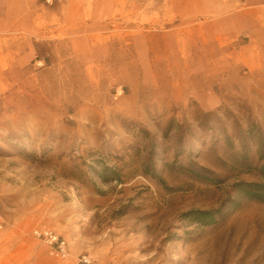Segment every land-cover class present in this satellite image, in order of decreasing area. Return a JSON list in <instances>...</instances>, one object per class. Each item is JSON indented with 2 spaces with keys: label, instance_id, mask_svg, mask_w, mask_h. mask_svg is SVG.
Returning a JSON list of instances; mask_svg holds the SVG:
<instances>
[{
  "label": "rangeland",
  "instance_id": "1",
  "mask_svg": "<svg viewBox=\"0 0 264 264\" xmlns=\"http://www.w3.org/2000/svg\"><path fill=\"white\" fill-rule=\"evenodd\" d=\"M253 183L264 0L0 2V264H264Z\"/></svg>",
  "mask_w": 264,
  "mask_h": 264
},
{
  "label": "built area",
  "instance_id": "2",
  "mask_svg": "<svg viewBox=\"0 0 264 264\" xmlns=\"http://www.w3.org/2000/svg\"><path fill=\"white\" fill-rule=\"evenodd\" d=\"M32 233L46 245L47 251L51 256L59 260L67 258V242L59 233L48 228H35ZM78 264H91L90 257L88 255H81Z\"/></svg>",
  "mask_w": 264,
  "mask_h": 264
},
{
  "label": "trees",
  "instance_id": "3",
  "mask_svg": "<svg viewBox=\"0 0 264 264\" xmlns=\"http://www.w3.org/2000/svg\"><path fill=\"white\" fill-rule=\"evenodd\" d=\"M250 187L246 189V193L251 196V197H257L258 199H264V184L261 183H253L249 185ZM198 216H204V217H209L210 212L208 211H197L196 212ZM210 221H207L205 223H208Z\"/></svg>",
  "mask_w": 264,
  "mask_h": 264
},
{
  "label": "crops",
  "instance_id": "4",
  "mask_svg": "<svg viewBox=\"0 0 264 264\" xmlns=\"http://www.w3.org/2000/svg\"><path fill=\"white\" fill-rule=\"evenodd\" d=\"M3 1V6H4V9H5V0H0V2ZM5 11V10H4ZM6 13V12H5ZM13 264H17L16 262H14Z\"/></svg>",
  "mask_w": 264,
  "mask_h": 264
}]
</instances>
